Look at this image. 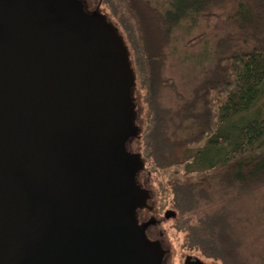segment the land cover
<instances>
[{
    "label": "water",
    "instance_id": "1",
    "mask_svg": "<svg viewBox=\"0 0 264 264\" xmlns=\"http://www.w3.org/2000/svg\"><path fill=\"white\" fill-rule=\"evenodd\" d=\"M134 87L86 0H0V264H162L137 219Z\"/></svg>",
    "mask_w": 264,
    "mask_h": 264
},
{
    "label": "trees",
    "instance_id": "2",
    "mask_svg": "<svg viewBox=\"0 0 264 264\" xmlns=\"http://www.w3.org/2000/svg\"><path fill=\"white\" fill-rule=\"evenodd\" d=\"M101 2L115 3L126 15L119 18L123 31L101 10L128 47L139 116L138 91L144 92L145 122L144 126L139 122L138 138L144 168L138 182L149 168L167 176L169 189L162 190L165 197L170 194L175 229L184 232V249L198 250L221 264H264V258L243 248L242 230L230 220L233 212L227 205L213 214H198L204 204L219 205L227 195L231 201L237 192L244 197L264 187V116L232 132L224 130L228 120L249 110L263 93L264 0ZM200 24L205 29L190 35ZM182 28L189 36L185 41L176 34ZM210 34L216 39L208 47ZM202 42L210 48L195 63L202 76L181 88L168 75L172 59L183 51L179 61H190L189 50ZM166 89L174 94L168 104L163 102ZM260 201L254 211L263 217L264 194ZM190 215L196 216V225L190 224Z\"/></svg>",
    "mask_w": 264,
    "mask_h": 264
},
{
    "label": "rangeland",
    "instance_id": "3",
    "mask_svg": "<svg viewBox=\"0 0 264 264\" xmlns=\"http://www.w3.org/2000/svg\"><path fill=\"white\" fill-rule=\"evenodd\" d=\"M86 2L90 10L95 9L98 11H105L113 21L117 22L120 27L123 28L119 18L124 19L126 15H123L121 8L115 3H113L111 6L107 3H100V0H86ZM127 23L131 24L130 20H127ZM200 25L201 26L192 29L190 35H195L205 29L203 24ZM122 30L124 31V28ZM185 32L186 31L183 28L179 29L176 33L177 37H180L181 40L185 41L189 37L187 34H185ZM210 35L211 36L207 37L209 39L207 44L208 47H211L214 43V39H216V35ZM205 50L210 52V48H205V42H202L201 44L196 45V47L189 50V54L192 56V59L189 58L191 59L190 61H179V59L183 58L184 56L181 48L178 52L180 53L182 51L180 55L177 56L176 53V55L173 57L168 75H173L174 79L177 81L181 88L183 86L187 88V84L189 85L197 82L198 79L202 76L200 66L196 65L195 63H199V61H201V59L204 57V54H200ZM261 88L263 93L255 102V104L249 110L232 117V120H228L225 123V131L232 132L233 130H237V128L240 127L243 123L249 121L251 122L252 120L264 116V82L262 83ZM163 92L164 103L168 104L174 100V94L170 90L166 89ZM143 95V91H138L137 97L140 116L137 115L136 122L138 123V125L141 123L144 126L145 105L143 102ZM139 140L140 139L136 138L132 143L129 144L130 150L137 152L140 151L141 142ZM166 177L167 176L163 174L159 175L154 173L149 168L147 171L145 170L143 172L141 178L143 180L140 182V184L150 191V209L155 212L156 217L161 218L159 229L164 232L165 244L169 249V251L167 250L169 252V254H167V264H182L184 258L187 255L199 256L208 263L221 264V262L218 260L216 261L211 258H206L203 255L201 256L198 250L189 251L184 249V247L182 246L184 240V232L177 231L174 225L177 219L175 220L173 216L167 219L164 218V213L166 211H171L172 209L170 203V194L168 197H165V195L163 194L164 191L162 190V187L165 191L169 189L165 184ZM237 193L235 197L230 199L231 201L227 200V197L229 196L227 195L224 197L226 198V200L224 199L223 202L221 201L219 205L204 204L202 208H199L198 214L202 213L203 211L211 213L213 211H216L217 209L220 210L223 208L224 203L225 206L227 205L228 210L233 212H230V220L236 223L239 230H242L241 236L243 240V248L246 251H254L255 253H257L256 256L259 258H264V216H257L255 213L256 211H254L256 207H261L262 202L260 201V197L264 194V187L258 190L253 189L251 193L247 192L244 197H240V194L237 195ZM189 222L192 225H196V216L190 215ZM249 226L251 227V229H246ZM243 230L245 231L243 232Z\"/></svg>",
    "mask_w": 264,
    "mask_h": 264
},
{
    "label": "flooded vegetation",
    "instance_id": "4",
    "mask_svg": "<svg viewBox=\"0 0 264 264\" xmlns=\"http://www.w3.org/2000/svg\"><path fill=\"white\" fill-rule=\"evenodd\" d=\"M132 142H133V140L130 143H132ZM129 148H130V145H129ZM149 201H148V203H149ZM150 208L151 207L149 205V208L139 209L137 211V219L140 223L146 224V226H147L146 227L147 237L150 240L159 241L161 243V246L163 247V249L169 251V249L166 247V244H165L164 232L159 229L160 223H161V218L156 217L155 212ZM171 216H172L171 211H166L164 213L165 219L170 218ZM168 251L164 255L162 264H167V256H168L167 254H169ZM199 262H203L205 264H213V263L206 262L204 259H202L201 257L196 256V255H187L184 258L182 264H199Z\"/></svg>",
    "mask_w": 264,
    "mask_h": 264
}]
</instances>
